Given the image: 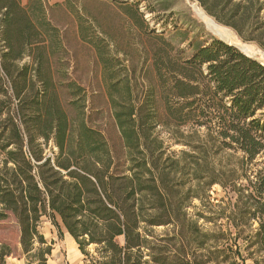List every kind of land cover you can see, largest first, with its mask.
Returning a JSON list of instances; mask_svg holds the SVG:
<instances>
[{"label": "trees", "instance_id": "obj_1", "mask_svg": "<svg viewBox=\"0 0 264 264\" xmlns=\"http://www.w3.org/2000/svg\"><path fill=\"white\" fill-rule=\"evenodd\" d=\"M195 1L264 50V0ZM29 9L0 0V221L15 220L27 264H48L43 216L74 239L83 264H245L244 253L264 264V65L218 38L189 41L187 53L147 31L145 86L136 65L111 70L106 83L121 139L114 152L84 119H70ZM159 126L184 148L169 152ZM213 185L226 199L216 217L190 216ZM12 253L0 242V264Z\"/></svg>", "mask_w": 264, "mask_h": 264}, {"label": "rangeland", "instance_id": "obj_2", "mask_svg": "<svg viewBox=\"0 0 264 264\" xmlns=\"http://www.w3.org/2000/svg\"><path fill=\"white\" fill-rule=\"evenodd\" d=\"M126 4L131 6L125 8L127 6L123 5ZM24 5L30 6L29 15L37 30H42L48 43L47 62L52 81L70 119L75 123L84 119L103 135L114 152L120 151L121 139L106 92L111 70L119 74L120 70L131 74L133 65H136L134 74L145 86L150 70L146 32L151 29L157 33L164 32L166 36L171 35L172 44L188 49L187 53L192 51L187 45L189 41L205 43L212 37L217 38L196 15L194 5L205 10L195 0H27ZM207 15L229 29L232 36L236 34ZM140 18L144 22L142 27L137 22ZM238 40L264 53L256 43L244 41L239 36ZM99 53L104 59L113 62L110 70L105 69L100 62ZM256 58L264 63L260 57ZM24 62H30V58L25 56L20 63ZM156 133L169 152L184 148L173 142L163 127L159 126ZM207 195L209 197H204V202L197 198L192 200L188 208L190 216L195 218V214L201 212L205 217H216V205H224L226 201L221 200L224 192L219 185H213ZM198 223L206 231L214 228L212 221L200 219ZM219 223L228 236L224 225L226 218H218ZM256 225L255 222L252 228ZM38 229L52 247L48 264H83L84 256L62 225L59 233L51 220L43 216ZM163 230L162 226L153 228L155 235ZM231 235L234 236V233ZM18 241L19 231L13 217L0 221V242L9 245L13 252L7 258V264H27ZM118 241L122 242V238H118ZM88 250L92 251V247ZM243 255L245 264H255L253 259L258 257L251 258L247 253Z\"/></svg>", "mask_w": 264, "mask_h": 264}, {"label": "bare ground", "instance_id": "obj_3", "mask_svg": "<svg viewBox=\"0 0 264 264\" xmlns=\"http://www.w3.org/2000/svg\"><path fill=\"white\" fill-rule=\"evenodd\" d=\"M194 11L196 13V15L199 17V19L201 21H203L205 23V25L207 26V29H209L210 31H212V33H214L215 35L219 34V35H225L224 37H226L227 39L229 38V40L232 41H236L233 36H232V32L229 31V29H226L222 26H220L219 24H217L211 17H209L200 7L194 5L193 6ZM238 41V40H237ZM236 43L239 44V41ZM244 49L246 51H249L251 53H254L256 56L260 57V59L264 60V53L259 51V50H255L252 47H250L249 45H243ZM247 48V49H246Z\"/></svg>", "mask_w": 264, "mask_h": 264}, {"label": "water", "instance_id": "obj_4", "mask_svg": "<svg viewBox=\"0 0 264 264\" xmlns=\"http://www.w3.org/2000/svg\"><path fill=\"white\" fill-rule=\"evenodd\" d=\"M216 36H217V38H218L219 40H221V41H223V42H225V43H227V44H229V45H232V46L236 47L239 51H241V52H242L243 54H245L246 56L258 60V59L256 58V56H255L254 53H251V52L246 51V50L244 49L243 45L245 46V45H247V44H245L243 41L238 40V36H237L236 34H234L233 37H234V39H236V40L239 41V44H238V43H233V42H231V41L229 40V38L227 39L226 37H224L225 35H219V34H217ZM246 49H247V48H246ZM258 61H259V60H258ZM260 62H261V61H260ZM261 63L264 65L263 62H261Z\"/></svg>", "mask_w": 264, "mask_h": 264}, {"label": "crops", "instance_id": "obj_5", "mask_svg": "<svg viewBox=\"0 0 264 264\" xmlns=\"http://www.w3.org/2000/svg\"><path fill=\"white\" fill-rule=\"evenodd\" d=\"M27 0H21V3L24 5V3H26Z\"/></svg>", "mask_w": 264, "mask_h": 264}]
</instances>
